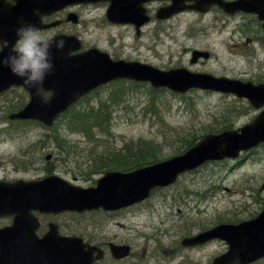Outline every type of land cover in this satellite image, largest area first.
<instances>
[{
    "label": "rangeland",
    "instance_id": "obj_1",
    "mask_svg": "<svg viewBox=\"0 0 264 264\" xmlns=\"http://www.w3.org/2000/svg\"><path fill=\"white\" fill-rule=\"evenodd\" d=\"M164 5L167 2H154L149 6L151 14L155 16ZM108 6V3L98 4L81 13L85 23L76 29L81 32L87 47L95 46L116 58L137 60L160 69L186 67L216 76L264 82V35L251 16L228 15L218 7L208 14L187 12L166 21L155 18L137 36L133 26L114 25L107 20ZM69 28L55 30L67 31ZM248 39H251V45L246 43ZM194 49L209 51L213 56L209 61L192 65ZM143 87L130 90L126 86V91L116 100L112 95L116 86L103 88L93 99L101 98L111 104L114 121L110 130L95 132V140L72 134L70 141L77 148L70 155L63 153L60 158L52 146L44 148V157L51 153L53 157L49 161L44 158L31 168L17 165L25 160L24 154L33 149L31 145L37 137L50 131L44 127H37L35 131L33 128L17 130L18 121L9 119L16 112L12 111V106L28 99L22 93L19 95L20 92L0 98V178L39 179L47 173L45 166L55 161V174L81 186L89 185L93 176L88 173L89 152L105 154L113 146L121 148L124 142L144 139L157 146L158 161H163L188 150L184 139L197 137L199 141L204 135L218 131L225 120L232 129H238L260 112L247 100L232 95L193 90L181 96L165 89L154 96L149 85ZM37 149L41 150V146ZM96 176L93 179L100 177ZM169 192L178 194L181 199L180 206L169 210L176 220L167 221V211L163 207H158L157 213L152 214L143 213L135 206L110 221V234L118 235L121 243L133 247L131 256L118 264H212L215 256L227 250V245L218 241L197 250L185 249L180 241L183 224L211 226L222 221H243L252 214H259L264 206V145L250 154L243 153L238 161H218L206 165L200 172L182 176L171 190L154 194L155 201ZM183 216L184 222L179 221ZM156 234L158 247L156 241H147L143 237ZM106 263L110 262H102Z\"/></svg>",
    "mask_w": 264,
    "mask_h": 264
},
{
    "label": "water",
    "instance_id": "obj_2",
    "mask_svg": "<svg viewBox=\"0 0 264 264\" xmlns=\"http://www.w3.org/2000/svg\"><path fill=\"white\" fill-rule=\"evenodd\" d=\"M109 1L108 18L117 24H136L138 30L149 21L144 5L156 0H18L16 7L7 5L9 12L16 11L9 17V26L13 20L35 11L42 15L55 12L68 4L80 2ZM158 1V0H157ZM169 7L162 8L158 18L167 19L186 9L207 12L210 6L219 4L227 12L238 10L257 13L264 21V0H239L227 3L223 0H170ZM19 16V17H18ZM11 38H8L10 41ZM64 51L52 49L55 70L44 82L46 90L53 95L45 104L35 89L24 85L23 79L12 74L8 68L0 71V92L12 85L24 86L31 94V102L21 112L13 115L20 119H38L49 126L66 112L74 103L93 89L117 79H131L150 82L154 87H169L184 93L191 88L211 89L224 93H234L246 97L256 108L264 106V84L254 85L226 78H215L208 74H194L185 69L161 71L153 66L124 60L113 61L108 54L99 50L70 56L68 53L80 49L79 41L64 38ZM13 44V43H12ZM10 48L5 49L7 56ZM200 57H209V53L195 51L193 62ZM264 143V111L240 131H227L221 134L206 135L200 142L183 155L131 173H108L98 181L95 188L83 189L72 185L58 176H50L37 181L19 180L14 183H0V215L15 214L16 222L34 220L31 214L35 210L42 212L79 211L104 208L117 210L146 199L155 187H165L174 183L178 176L193 170L209 160L225 157H237L242 150H249ZM17 228L15 227L13 229ZM28 228V227H27ZM34 230V228H33ZM220 232V233H217ZM221 237L230 244V251L216 260L215 264H231L232 258L239 255L241 264H249L264 257V212L257 219L241 225H227L210 233ZM215 234V235H214ZM33 236L35 232H33ZM203 241L195 239L185 241L187 245ZM124 256L127 251L115 252Z\"/></svg>",
    "mask_w": 264,
    "mask_h": 264
},
{
    "label": "trees",
    "instance_id": "obj_3",
    "mask_svg": "<svg viewBox=\"0 0 264 264\" xmlns=\"http://www.w3.org/2000/svg\"><path fill=\"white\" fill-rule=\"evenodd\" d=\"M118 84L120 86L114 92H116L118 97H120L119 94L124 89L125 84L123 82H118ZM132 85L135 87L144 86L143 84L136 83H132ZM151 92L154 93L157 91L151 90ZM87 100L83 104L78 103L77 105L71 107L65 114H63V116L52 128H46L50 132L42 137H37L36 142L31 145L33 149L24 154L23 157L25 160L21 161V164H18L17 166L22 168H28L30 166L29 168H31L34 164H39L40 160L45 158L43 149L51 146L54 149L53 152H57V157L60 156L61 158V154L63 153L70 155L72 150L77 148V145L70 141V135L72 134H81L86 139L95 140V132H108L113 120V110L111 109V104L105 101V103L100 102L96 106H92ZM20 108L21 107L18 106V104H14L12 106V111H17ZM17 123V130L33 128L35 131L38 128L41 129V127H43L41 123L36 121ZM220 125L221 126L218 131L213 132H222L232 129V125L228 123V120H225ZM196 140L197 137H194L192 140L184 139L183 141L185 143V147L189 149L195 144ZM38 145L41 146V150L37 149ZM156 148V145L148 141H144L143 139H139L136 142H124L121 149L111 150L105 154L94 155L89 152L88 156L91 160V165H88V173L91 175L100 174L104 171L112 169L126 172L155 163L158 161ZM33 150L35 152L32 153ZM47 150L50 151V149ZM37 155H40L41 158ZM57 157L54 158L56 160H64ZM45 159L47 160V157ZM54 163L55 161L45 166V170L47 171L46 174L54 173L56 170Z\"/></svg>",
    "mask_w": 264,
    "mask_h": 264
},
{
    "label": "flooded vegetation",
    "instance_id": "obj_4",
    "mask_svg": "<svg viewBox=\"0 0 264 264\" xmlns=\"http://www.w3.org/2000/svg\"><path fill=\"white\" fill-rule=\"evenodd\" d=\"M3 1V0H0ZM6 2L15 4V0H5ZM92 6L96 5H75L69 8H66L62 11L46 15L43 17L44 21L46 23H58L57 28H64L65 26H70L67 31L60 30L59 32L55 30L54 28H51L47 31H43L44 34L48 36H54L56 34H75L81 37V32L76 29L78 25H81L85 22L81 20V13L85 9H90ZM70 13H76L78 16V23H72L68 19L70 18ZM50 33H53L52 35H49ZM170 204H167L168 209L171 210L175 206H178V204L181 203V199L179 196H175L170 201ZM143 211H148V206H142L141 208ZM123 211H95V212H85L81 214L76 213H63V214H40L39 220L41 221V225L39 229L37 230V233L39 237H44L51 228H55V230L58 232L59 236H68V237H77L81 240L80 243L85 245L83 251H88L89 247H95L98 250H96L91 257L93 258L94 264H102L105 260L109 261L110 263L106 264H118L119 261L116 259L112 252L111 247L112 245H119L121 244V241L119 240L118 235L110 234L111 233V222L117 218V216H120V214ZM181 213V210H180ZM167 221L169 220H176V216L171 217V213H168ZM76 217V218H75ZM183 222V220H179ZM10 224L9 219H1L0 220V227H4ZM201 227H197L194 230H186L184 228V232L180 237V241H182L185 237H192L193 235L203 232L207 230L209 227L207 225L200 224ZM118 226L121 228V223H118ZM199 226V225H197ZM172 229L175 230L176 228L174 225H172ZM189 233L187 236L183 235L185 233ZM216 242V241H210L204 245H197L195 247H188L187 249L190 250H197L204 248L208 246L209 244ZM24 244V241H22L21 245ZM25 245V244H24ZM158 247V246H157ZM34 256L36 257V260H27V255L25 251V247L20 248L19 255H18V261L19 264H39L40 263V256L39 253H34ZM3 257V255H0V259ZM258 264V263H257Z\"/></svg>",
    "mask_w": 264,
    "mask_h": 264
},
{
    "label": "clouds",
    "instance_id": "obj_5",
    "mask_svg": "<svg viewBox=\"0 0 264 264\" xmlns=\"http://www.w3.org/2000/svg\"><path fill=\"white\" fill-rule=\"evenodd\" d=\"M15 34L17 39L14 44L0 35V71L8 68L13 75L23 79L25 86L35 89L36 95L47 104L51 93L45 89L44 82L55 70L52 49L64 51L66 42L51 38L29 23H22ZM8 48L10 52L4 56V50ZM231 264H241L239 255L232 258Z\"/></svg>",
    "mask_w": 264,
    "mask_h": 264
},
{
    "label": "bare ground",
    "instance_id": "obj_6",
    "mask_svg": "<svg viewBox=\"0 0 264 264\" xmlns=\"http://www.w3.org/2000/svg\"><path fill=\"white\" fill-rule=\"evenodd\" d=\"M31 260H36L34 254L29 256ZM47 258L49 261L53 262V264H67L68 262H73L74 264H80V257H68L65 252L60 249H49L47 252ZM43 264V263H39Z\"/></svg>",
    "mask_w": 264,
    "mask_h": 264
}]
</instances>
